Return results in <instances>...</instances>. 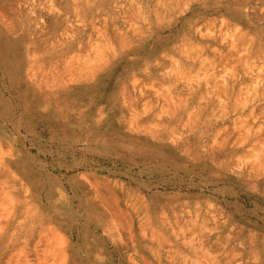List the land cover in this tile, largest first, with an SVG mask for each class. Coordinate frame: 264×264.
Instances as JSON below:
<instances>
[{
	"label": "rangeland",
	"instance_id": "rangeland-1",
	"mask_svg": "<svg viewBox=\"0 0 264 264\" xmlns=\"http://www.w3.org/2000/svg\"><path fill=\"white\" fill-rule=\"evenodd\" d=\"M123 1L0 0V264H264V0Z\"/></svg>",
	"mask_w": 264,
	"mask_h": 264
},
{
	"label": "bare ground",
	"instance_id": "bare-ground-1",
	"mask_svg": "<svg viewBox=\"0 0 264 264\" xmlns=\"http://www.w3.org/2000/svg\"><path fill=\"white\" fill-rule=\"evenodd\" d=\"M130 1V0H129ZM129 1H123L124 3H122V4H128V5H131L134 1H137V3L139 4V2H138V0H134L133 2H129ZM92 5V4H91ZM90 6V5H89ZM135 15H136V13L133 11V12H130V13H123V18H125V19H129V18H134L135 17ZM127 23V22H126ZM128 24V23H127ZM117 32V31H116ZM115 32V33H116ZM119 41L121 40L120 39V37H119V39H118Z\"/></svg>",
	"mask_w": 264,
	"mask_h": 264
}]
</instances>
